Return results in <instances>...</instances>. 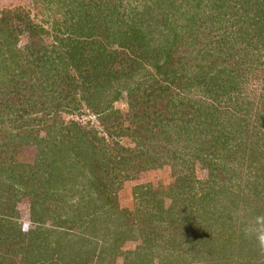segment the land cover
I'll return each mask as SVG.
<instances>
[{"label": "rangeland", "instance_id": "1", "mask_svg": "<svg viewBox=\"0 0 264 264\" xmlns=\"http://www.w3.org/2000/svg\"><path fill=\"white\" fill-rule=\"evenodd\" d=\"M228 3L0 0V93L8 91L10 102L19 103L12 109L0 105V123L10 114H23L36 125L28 136L10 139V148L0 152V199L6 202L0 210L9 214L8 234L14 237L0 243V261L18 264L29 254V245V262L38 263L47 257L42 245L47 237L49 244L76 252L61 264H264V247L257 238L264 234V121L249 112L247 103L264 102V21L235 12ZM100 16L106 22L99 31L114 51L123 50L121 39L129 25L144 31L135 52L120 55L125 57L117 65L118 79L95 100L105 103L101 108L108 106L102 112L81 98L83 74L65 54L67 37L77 36L71 35L79 29L75 20ZM2 17L7 21L1 22ZM38 44L51 54L45 57L47 66L38 61L40 69L33 61ZM228 47L232 49L225 51ZM237 50L248 52L241 56L251 66L221 74L234 90L230 102L224 96L220 106L233 109L234 104L240 110L235 116L252 118L235 134L230 124L237 117L226 113L224 125L216 129L232 131L231 139L218 142L216 150L206 143L214 131H202V117L194 115L211 79L200 71L210 69L213 53ZM166 55L172 60L187 56L178 67L180 73L183 67L193 68L189 88L162 100L153 93L146 96V90L156 89L153 83L164 91L174 89L156 69ZM87 74L94 81L93 69ZM54 78L59 83L52 87ZM174 107L180 110L176 114ZM52 137L91 142L75 149L69 145L72 149L55 155L41 144ZM202 142L206 146L201 151ZM175 150L176 158H169ZM153 156L161 157L159 165L151 162ZM95 162L102 167L94 174Z\"/></svg>", "mask_w": 264, "mask_h": 264}, {"label": "trees", "instance_id": "2", "mask_svg": "<svg viewBox=\"0 0 264 264\" xmlns=\"http://www.w3.org/2000/svg\"><path fill=\"white\" fill-rule=\"evenodd\" d=\"M222 1L225 2V4H226L229 0H222ZM227 6L233 8L232 10H234L235 12H240L241 14L245 13V16L248 13H250L251 15L248 14V15H250L248 17L252 20H258L260 22L264 21V0H233V1L230 0V3H228ZM233 13L234 12H232L231 14H233ZM248 17L245 20H248ZM5 21H7L6 17H4L1 20V22H5ZM102 22H106V19L104 18V16H100V18L97 20H95V19L94 20L84 19V21H81V22H80V19L75 20L74 24L75 25L77 24L79 26V29L78 30H71V35H77V36L74 37V39H72L71 36L67 37V40H68L67 43H69V47H67V49L65 50V54L67 55L68 58L71 59V62H72V64L70 66H73V67L75 66L77 71L79 73L83 74L82 75V81L80 83H78V85L81 87V90H82V94H81L82 97L81 98L92 109H94L96 111L100 110L101 112H102V110L104 111L105 109H107L108 106H104L101 108V106L105 105V103H96L95 100L101 96V93L106 90L108 85H111V82L113 80L118 79L119 73H121L120 67H119V69L117 68L118 63L123 62V60H122V59H124L123 57H125L128 54V52H130V50L135 52V49H137L140 46V40H142V38H143V36H141V33L144 32L140 27L135 28L134 27L135 25L134 26L129 25L131 28L126 29V31L124 32L126 34L125 39L124 38L121 39V46H122L123 50L121 52H117V50L114 51L113 49H110L108 47L107 43L104 40V38H105L104 34H101V32L99 31V28H105V26L101 24ZM74 24L71 26L74 27ZM130 24H136V22L134 21V22H131ZM69 28L72 29V27H69ZM197 32H198V30H197ZM0 44H4L2 42L1 30H0ZM177 46H178V43H177V40H175L174 49L171 48L170 50L173 49L175 52ZM37 47H39V48H37ZM37 47H35L36 50L34 53L37 56L33 59V61H35V60L37 61L36 65L34 67L37 69H40V67H39L40 65L38 64V61L40 64L46 63V66H47L48 60H46L45 57H46V55H51V54H49L48 50L45 49V47L42 44H38ZM228 48L229 49L226 48L225 51L232 49L231 47H228ZM225 51H220L217 54L213 53L212 54L213 57L211 58V65L212 66L210 67V69L206 70L205 72L200 71L203 74L204 78H211V79H210V81H208L209 82L208 86L204 87L202 89V91H203L202 96L203 97H202V99H200L201 101H199L200 105H198V107H194L195 106L194 103H192L193 105H191V107H194V115L196 117H202V119H198L199 120V126H201L200 127L201 130L202 131L208 130V133H210L211 131L212 132L214 131V133H211V134H213L214 137L209 136L208 139H206L207 140L206 143L209 144L208 147H211L214 149L217 148L218 142H220L221 140H224V138H225V141L227 139H231L229 136H230V133H232V131L229 132L228 129H225L223 127H222V129H216L220 125L221 126L224 125V123L222 124V121L225 118L226 113H229L231 115V117L232 116L237 117L235 115H238L237 112H240V110H238V106H234V104H232V107H234L233 109H230V107H225V105H224V107L220 106L221 105L220 103L223 101L221 98H223L225 96V99H227L229 101V99L231 98L230 92H232L234 90V87L231 84L233 82L228 80V79H223L221 77V74L224 73L225 70L228 71L227 74H229V72L241 73V71L243 70V67L245 65L248 64L251 66V62H249L245 57H243L244 56L243 53H248V52L241 51V54L243 55V56H241V54L239 53L238 50L235 52H231V51L225 52ZM181 52L184 53L183 51H181ZM120 55H125V56L122 57ZM185 57L187 58L186 55H181L178 57L174 56V58H173L174 60H172V57L170 55H166L164 60H163L164 63L162 62V64H159V62H158V64L156 65V69L159 72V74H161L164 81L168 82L169 80H171V84H175L173 90L170 89L171 91H167V90L164 91V87L162 89V87H157L155 85L156 83H153L152 85L155 86L156 89H151V92L150 91L147 92L148 90H146L145 95L149 96L153 93L155 95L154 98L162 100L164 95L168 96V97L170 96L172 98L171 93L174 90H177L176 92H174L175 93L174 96L180 95V93H182L181 91L187 90L189 88V82H190L189 79L191 78L190 76L192 74V72L190 74L189 71H192L193 68L190 67L188 69L187 68L185 69V67H183V69L181 70L182 72L180 73L179 67H178V65L180 63H182L184 61V59H186ZM222 63H225L223 68L219 66ZM50 64L52 65V63H50ZM174 64H177V68L175 66H173ZM213 66H216V67L219 66L220 68L217 69L214 73H212L211 69H213ZM3 67H6V64H4ZM91 69H93V71H94V75H93V76H95L94 81H92L90 79L91 77L88 78L89 74H87V73L90 72ZM47 70L48 69H46V71ZM177 71H178V73H177ZM36 72L40 73L41 71H36ZM193 74H194V72H193ZM226 76L228 77V75H226ZM231 76L232 75L230 74V77ZM59 78L61 80L65 79V77H59ZM99 79H102L103 85H101L100 81H98ZM217 79H223L224 82L223 83L218 82V84H217V82H216ZM55 83H59V82L57 81V79L55 80V78H54V79H52L51 86L52 87L56 86ZM78 85H76L75 87L78 88ZM139 85H142V81L139 82ZM6 86H4V87H6ZM197 86L198 87L200 86V82L198 83ZM166 89H169V87L167 86ZM128 90L132 91L133 88H128ZM164 92H165V94H164ZM4 93H5L4 90L0 93V105L1 106L4 105V108H5L6 104H9L10 108H11V106H12V108H13V106H19V105H17V104H19L18 102H14V104L10 102V99H9L10 95H9L8 91H7L6 95H4ZM209 100H212V101H209ZM137 102H138V100H137ZM191 102H192V100H189V103H191ZM244 102H246V101H244ZM248 102L250 103L249 112L251 114L254 113V115L259 117V118H263V121H264V102L263 101L259 102L257 104V106H255V102H253V101L252 102L247 101V103ZM138 104H141V103L139 102ZM154 105H155V103H154ZM154 105H151V106H154ZM57 106H61V104L58 103ZM174 108H175L174 112L176 114L183 108V106L180 108L179 111L176 107H174ZM186 114H188V112L183 110V115H186ZM251 114H248V115H250V117L248 116V118H246V119L245 118L242 119L241 117H237V122L235 120L236 123L230 124L231 127L234 126V128H232V129H233V132L235 134L242 131L243 125L247 124V122L250 120V118H252ZM149 115H150V113H149ZM30 118L28 119V118L24 117L23 114H20V115H18V117L14 118L13 114H10V115L6 116L5 119L2 120V123H0V125H2L1 126L2 130H0V133H2L4 137H0V152L2 151V149L4 147H6V149L10 148L9 143H8L10 141V139H13L15 137L24 138V137L28 136L30 134V132H33L32 130H34L36 128V125H33V121ZM208 118H209V120H208ZM25 119L32 121V122L29 123ZM216 119L219 120V122L214 123L213 121ZM73 123L75 124V122H73ZM13 130H15V133H13ZM216 130H218L219 133ZM4 138H5V141H3ZM166 138L168 140L167 142L172 143V141L170 139H168L169 137H166ZM180 139H181V137L178 140H180ZM263 139H264V137H263ZM82 140L84 142L80 141L79 139L77 141H75V140H73V138L63 140V139H56L55 137H52L51 139L50 138L43 139L41 141V144L43 147H46V148L49 147L50 151H52L53 154L62 155L63 151L66 148L69 150L72 149V148H69L70 147L69 145H73V148L75 149V147L78 148L79 144L85 143V144L89 145L91 142V141L87 140V138H84ZM261 143L262 142H259V145ZM189 144L187 145L188 147H189ZM201 145H203V146H201L198 149H201V151L205 150V148H203L204 146H206L205 142H202ZM155 151H156V148H155ZM140 152L149 153L148 150H141ZM176 152H177V150H175L174 154L172 156H170L169 158H176V155H175ZM43 158H44V160H49L50 155L45 153ZM152 158H154V159H152L151 162H153L154 165L155 164L159 165L158 163H160L161 157H154L153 156ZM261 158L264 159V153H263ZM168 160L170 162V159H168ZM155 162H157V163H155ZM165 162H168V161H165ZM49 163H51V162H49ZM94 166H95V168H93L92 173L95 174L101 170L102 166H100L98 162H95ZM46 183H52V182L47 179ZM0 200H1L0 201L1 207L5 206L4 204H6V202L2 201V199H0ZM3 212H4L3 209H1L0 210V215H1V217H0V243L8 244L10 242L9 240L13 241L14 237L12 235L9 236V234H8V228L10 227L8 222L10 221L9 220L10 218L7 219L8 218L7 215H9V214H4ZM2 215L4 218L2 217ZM34 220H37V222L41 221L40 219H35V218H34ZM46 238L47 237L42 238V245L45 248L44 253L47 254V257H45V258L43 257L42 259L38 260V263L36 262V264H61L62 260L63 261L66 259L70 260L76 256L75 255L76 252H73L72 248H71V253H70V248H64L63 244H60V243L55 245L54 242H50V244H49L47 242ZM52 243H53V245H51ZM28 248H29V245L26 246V251L29 254L26 253V257L22 258V261L19 262L18 264H34V262H31V263L29 262L30 260L28 258L32 255V252H29ZM0 264H4L2 259L0 261ZM65 264H76V263L75 262H71V263L68 262Z\"/></svg>", "mask_w": 264, "mask_h": 264}, {"label": "clouds", "instance_id": "3", "mask_svg": "<svg viewBox=\"0 0 264 264\" xmlns=\"http://www.w3.org/2000/svg\"><path fill=\"white\" fill-rule=\"evenodd\" d=\"M257 238H258L260 246L264 247V234H258Z\"/></svg>", "mask_w": 264, "mask_h": 264}]
</instances>
